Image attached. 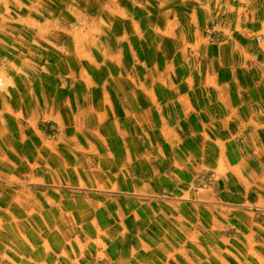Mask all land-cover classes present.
<instances>
[{
	"label": "rangeland",
	"instance_id": "1",
	"mask_svg": "<svg viewBox=\"0 0 264 264\" xmlns=\"http://www.w3.org/2000/svg\"><path fill=\"white\" fill-rule=\"evenodd\" d=\"M54 249L264 264V0H0V264Z\"/></svg>",
	"mask_w": 264,
	"mask_h": 264
},
{
	"label": "crops",
	"instance_id": "2",
	"mask_svg": "<svg viewBox=\"0 0 264 264\" xmlns=\"http://www.w3.org/2000/svg\"><path fill=\"white\" fill-rule=\"evenodd\" d=\"M258 120V119H257ZM259 120H260V118H259ZM214 122H215V120L214 121H208L207 122V125H213L214 124ZM256 123V122H255ZM67 206H70L69 204L67 205ZM76 213V215L77 216H79L80 215V210L78 209L77 210V212H75ZM77 218V217H76ZM68 233V232H67ZM65 239H66V241L64 242V246L65 247H67V236L65 237ZM61 251V250H60ZM59 251V252H60ZM64 252H66L67 250L66 249H64L63 250ZM56 250L54 249L53 251H47L46 253H44L45 254V256H44V259H42L41 260V258H40V252L39 253H37V255H34L33 254V263L32 264H70V262L68 261L69 259H71V252H67V253H65V256H67V260H64L63 259V263H62V259L60 260V261H57V260H59V258H55V257H57V254H56ZM58 252V253H59ZM36 256V257H35ZM24 264V263H23Z\"/></svg>",
	"mask_w": 264,
	"mask_h": 264
}]
</instances>
